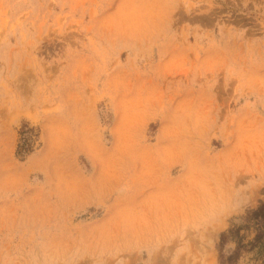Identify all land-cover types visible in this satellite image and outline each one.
<instances>
[{
  "label": "rangeland",
  "instance_id": "rangeland-1",
  "mask_svg": "<svg viewBox=\"0 0 264 264\" xmlns=\"http://www.w3.org/2000/svg\"><path fill=\"white\" fill-rule=\"evenodd\" d=\"M263 204L264 0H0V264H264Z\"/></svg>",
  "mask_w": 264,
  "mask_h": 264
},
{
  "label": "trees",
  "instance_id": "trees-1",
  "mask_svg": "<svg viewBox=\"0 0 264 264\" xmlns=\"http://www.w3.org/2000/svg\"><path fill=\"white\" fill-rule=\"evenodd\" d=\"M248 219L249 220H254V221H257V222L262 221V223L264 224V204L260 208H258L257 210H254L250 214V216H248ZM239 230H240V228L237 229L236 231L238 232ZM233 232H234L233 230L230 231V233H232V234H233ZM225 237H226V235H222V242H224ZM257 242L261 243L264 246V232L262 234L260 233V234L257 235L256 243ZM240 247H242L241 242H239V248Z\"/></svg>",
  "mask_w": 264,
  "mask_h": 264
}]
</instances>
